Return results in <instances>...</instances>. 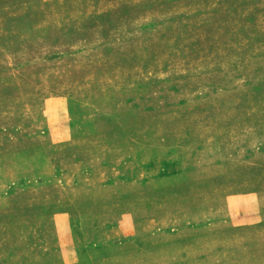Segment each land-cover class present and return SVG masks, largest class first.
Instances as JSON below:
<instances>
[{
    "label": "rangeland",
    "instance_id": "1",
    "mask_svg": "<svg viewBox=\"0 0 264 264\" xmlns=\"http://www.w3.org/2000/svg\"><path fill=\"white\" fill-rule=\"evenodd\" d=\"M0 264H264V0H0Z\"/></svg>",
    "mask_w": 264,
    "mask_h": 264
}]
</instances>
